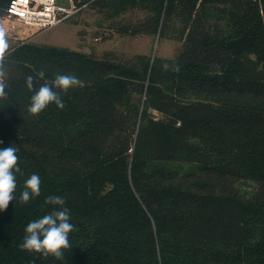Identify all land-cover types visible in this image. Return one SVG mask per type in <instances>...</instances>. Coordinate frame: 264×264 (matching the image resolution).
Listing matches in <instances>:
<instances>
[{
  "label": "trees",
  "instance_id": "16d2710c",
  "mask_svg": "<svg viewBox=\"0 0 264 264\" xmlns=\"http://www.w3.org/2000/svg\"><path fill=\"white\" fill-rule=\"evenodd\" d=\"M74 2L142 12L118 32L179 52L125 64L27 41L8 50L0 148H18L23 175L0 212V264H264V0ZM57 73L83 86L31 117L25 77L39 88ZM33 173L41 195L20 204ZM57 195L75 226L62 260L20 248Z\"/></svg>",
  "mask_w": 264,
  "mask_h": 264
},
{
  "label": "rangeland",
  "instance_id": "374dc122",
  "mask_svg": "<svg viewBox=\"0 0 264 264\" xmlns=\"http://www.w3.org/2000/svg\"><path fill=\"white\" fill-rule=\"evenodd\" d=\"M75 3L73 0H18L14 10L19 11V14L23 11L21 14L25 20H18L15 14L0 19V25L6 29L9 49L19 42L27 41L125 64L135 63L137 57H156L165 62L179 52L180 44L174 40L161 38L154 53L157 37L145 34L131 36L118 32L122 26L139 22L144 16L142 12L131 10L111 18L90 4L77 8L71 15H58L54 20L50 8L62 6L70 9ZM34 11L40 17L28 15ZM38 12L50 13L51 20L41 17ZM245 189L249 191L248 187Z\"/></svg>",
  "mask_w": 264,
  "mask_h": 264
},
{
  "label": "clouds",
  "instance_id": "9594fccd",
  "mask_svg": "<svg viewBox=\"0 0 264 264\" xmlns=\"http://www.w3.org/2000/svg\"><path fill=\"white\" fill-rule=\"evenodd\" d=\"M9 44L6 40V29L0 25V103L7 104L9 97V72L6 63ZM169 65H164L167 69ZM174 71H179L176 66ZM39 77L43 79L46 73L42 70ZM24 86L33 94L31 95L27 113L31 117H37L50 105L59 109L65 107L61 93L82 87L83 82L75 74L57 73L51 84L43 83L36 88L34 77H25ZM20 157L16 146L0 148V212L5 211L13 200H16L18 187L17 174L21 176L19 166ZM41 195V177L33 173L23 183V190L19 195L20 204H28L32 199ZM46 203L53 206L50 214L30 221L24 229L23 241L20 248L26 252L41 254L43 257L52 256L56 260H62L64 253L72 249L69 234L75 226L71 222L70 209L65 207V199L62 196H49Z\"/></svg>",
  "mask_w": 264,
  "mask_h": 264
},
{
  "label": "built area",
  "instance_id": "2783aa9c",
  "mask_svg": "<svg viewBox=\"0 0 264 264\" xmlns=\"http://www.w3.org/2000/svg\"><path fill=\"white\" fill-rule=\"evenodd\" d=\"M57 1V0H56ZM15 0L12 2V4H11V6H10V9H9V16L11 15V14H15V15H17V17L19 18L18 20H22V21H24L25 19H23L24 18V15H22L21 13L19 14V13H17V11H15L14 9H16V6H15ZM54 3V2H53ZM53 6H54V4H53ZM54 8V7H53ZM50 10H52L50 13H52L53 15V18H54V20H55V17L56 16H58V15H71V14H73L74 12H76L77 11V9H76V7L73 5L70 9H67V8H65V7H62V6H60V7H55V9H52V8H50ZM35 12V11H34ZM38 13H40V12H38ZM50 13H48V14H45V15H47V19L48 20H51V15H50ZM26 16H28V15H26Z\"/></svg>",
  "mask_w": 264,
  "mask_h": 264
},
{
  "label": "bare ground",
  "instance_id": "6f19581e",
  "mask_svg": "<svg viewBox=\"0 0 264 264\" xmlns=\"http://www.w3.org/2000/svg\"><path fill=\"white\" fill-rule=\"evenodd\" d=\"M21 1H23V0H21ZM17 2H18V0H16V2H15V6L17 7ZM53 2V1H52ZM53 5V4H52ZM71 8V7H70ZM17 12H19V11H17ZM22 12V14H23V11H20V13ZM37 12V11H36ZM9 13V12H8ZM26 14V13H25ZM41 14V17H46L47 18V15H45L44 13H40ZM28 15H30V16H39L40 17V15L39 14H37V13H31V14H28ZM60 17V16H59ZM44 25V24H43Z\"/></svg>",
  "mask_w": 264,
  "mask_h": 264
},
{
  "label": "water",
  "instance_id": "95a60500",
  "mask_svg": "<svg viewBox=\"0 0 264 264\" xmlns=\"http://www.w3.org/2000/svg\"><path fill=\"white\" fill-rule=\"evenodd\" d=\"M156 45H157V40L155 42L154 53H155V50H156Z\"/></svg>",
  "mask_w": 264,
  "mask_h": 264
}]
</instances>
